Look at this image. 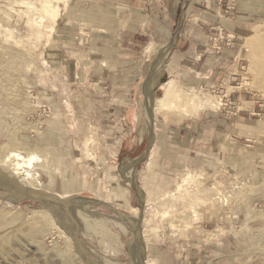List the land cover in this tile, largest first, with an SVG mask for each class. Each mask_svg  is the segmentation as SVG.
<instances>
[{
    "label": "rangeland",
    "instance_id": "374dc122",
    "mask_svg": "<svg viewBox=\"0 0 264 264\" xmlns=\"http://www.w3.org/2000/svg\"><path fill=\"white\" fill-rule=\"evenodd\" d=\"M219 7L0 0V264H264V0Z\"/></svg>",
    "mask_w": 264,
    "mask_h": 264
},
{
    "label": "crops",
    "instance_id": "0c3cea01",
    "mask_svg": "<svg viewBox=\"0 0 264 264\" xmlns=\"http://www.w3.org/2000/svg\"><path fill=\"white\" fill-rule=\"evenodd\" d=\"M127 3L131 5L137 17L150 19L164 17L174 21L183 15L184 18L198 20L197 27L200 29L202 25L206 27L208 19L209 22L213 20L212 23L215 24V19L219 18L221 0H127ZM180 27V31L186 29L183 23ZM176 29L178 26L173 32L176 33ZM180 44L181 41L178 40V45Z\"/></svg>",
    "mask_w": 264,
    "mask_h": 264
},
{
    "label": "bare ground",
    "instance_id": "6f19581e",
    "mask_svg": "<svg viewBox=\"0 0 264 264\" xmlns=\"http://www.w3.org/2000/svg\"><path fill=\"white\" fill-rule=\"evenodd\" d=\"M21 4V3H20ZM24 5V4H23ZM45 12L46 13H49V14H54L53 13V9L48 5H45ZM41 16V15H40ZM42 18V17H41ZM40 19V17H39ZM35 21V20H34ZM33 22V21H32ZM41 24V23H40ZM7 29V28H6ZM247 44H251V46H253L252 50H253V56L255 58V62L256 63V66H257V69H260L261 71V77L264 78V35H260L258 37H256L253 41H251V43L247 42ZM251 50V51H252ZM255 65V64H254ZM260 71L258 70L257 73H260ZM256 73V74H257ZM232 76V75H231ZM258 76V75H257ZM260 77V78H261ZM259 78V77H258ZM259 78V79H260ZM262 80V79H261ZM263 82V81H262ZM2 86V85H0ZM173 86V82L172 81H169L167 83H165V91H164V94L163 96L158 100V104H157V107H156V110H171L173 108H175L176 106V100L179 99V93L177 91L174 90V87ZM3 90V88H1ZM9 93V92H8ZM13 93V92H12ZM203 93V92H202ZM7 96V95H6ZM16 152V151H15ZM21 155V154H20ZM19 154H17L16 156L17 157H20ZM21 159V158H20ZM10 160V159H9ZM32 160V159H31ZM29 164V163H28ZM20 167V166H19ZM182 182H185V179L184 181ZM58 197L61 198V199H64L63 197H60V196H56V198ZM68 198V197H67ZM71 199V198H70ZM72 201V200H70ZM102 201V200H101ZM73 202V201H72ZM105 202V201H104ZM69 203V204H68ZM67 204L68 205H72L70 204L71 202H68ZM75 203V202H74ZM78 203V200L77 202L75 203V205L73 206H68L69 207V210H67L68 212L66 213V215H69V219L72 220V222H74L77 226L80 224V225H94L92 223V221L90 220V218L88 217V208H87V205L85 204H82V205H77ZM80 204V203H78ZM66 207V206H65ZM68 209V208H66ZM67 217V216H66ZM67 220V219H66ZM136 223V222H135ZM15 225V224H14ZM92 228V227H91ZM80 229V228H79ZM93 229V228H92ZM19 230V229H18ZM21 231V230H20ZM42 233V232H41ZM18 234V233H17ZM20 234V233H19ZM40 234V230L34 228V229H31L28 231L27 233V236L30 238V239H37L38 235ZM26 236V235H25ZM40 236V235H39ZM3 238V237H2ZM69 238V237H68ZM4 239V238H3ZM5 241V240H4ZM37 241V240H36ZM37 246V245H36ZM42 252V251H41ZM44 255V254H43ZM72 255V254H71ZM49 259V258H48ZM48 259L44 258L42 261L44 264H50ZM70 261V259L68 260ZM66 262V264H69V262ZM111 262V261H110ZM76 263V262H74ZM65 264V263H64ZM111 264V263H110Z\"/></svg>",
    "mask_w": 264,
    "mask_h": 264
},
{
    "label": "water",
    "instance_id": "95a60500",
    "mask_svg": "<svg viewBox=\"0 0 264 264\" xmlns=\"http://www.w3.org/2000/svg\"><path fill=\"white\" fill-rule=\"evenodd\" d=\"M148 153H146V155H147ZM76 200H78L80 203H82V204H86V203H89V204H101L99 201H97V200H94V199H89V198H85V197H83V198H76ZM124 218H126V217H124Z\"/></svg>",
    "mask_w": 264,
    "mask_h": 264
}]
</instances>
